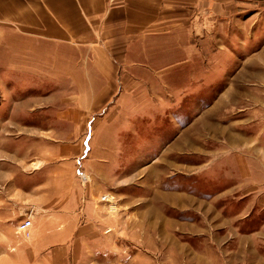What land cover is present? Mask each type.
Returning a JSON list of instances; mask_svg holds the SVG:
<instances>
[{"label":"rangeland","instance_id":"rangeland-1","mask_svg":"<svg viewBox=\"0 0 264 264\" xmlns=\"http://www.w3.org/2000/svg\"><path fill=\"white\" fill-rule=\"evenodd\" d=\"M240 25L216 23L207 39L180 40L181 61L167 60L175 72L159 77L150 103L136 102L130 117L117 112L123 102L80 100L79 76L93 73L75 66L80 54L52 55L46 86L31 66L0 68V264H38L33 228L29 238L18 232L45 200L31 192V161L47 162L52 146L72 140L88 160L111 123L121 132L117 180L93 201L117 227L102 240L106 252L96 247L81 264H264V35L249 23L245 36ZM117 83L110 90L124 89ZM87 172L77 173L82 190Z\"/></svg>","mask_w":264,"mask_h":264},{"label":"crops","instance_id":"crops-1","mask_svg":"<svg viewBox=\"0 0 264 264\" xmlns=\"http://www.w3.org/2000/svg\"><path fill=\"white\" fill-rule=\"evenodd\" d=\"M237 19L245 36L251 32L249 23L257 27V38L264 35V0H0V68L17 71L31 66L33 76L45 77L46 86L51 85L52 55L80 54L75 66L93 71L79 76L80 100L123 102L126 109L117 112L126 114L136 102L144 107V102L150 103L151 86L163 84L159 80L169 69L175 72L176 65H168L167 60L174 61L178 54L181 61L185 52L180 40L207 39L209 32L214 35L216 23L225 26ZM110 52L120 56L110 61ZM8 55H14L13 62ZM38 57L43 61L38 62ZM8 62L13 68H8ZM114 68L122 70L121 79L114 76ZM116 82L124 87L119 93L110 90ZM125 114L121 116H134L133 111ZM114 125L102 130L105 136L96 141L88 160L80 158L82 147L72 140L52 146V157L43 156L47 162L31 161L34 167L28 180L37 183L31 192L40 195L39 204L45 199L43 206L30 211L31 263L81 264L89 260L91 250L95 254L96 247V253L106 250L102 251V240L111 236L107 234L116 229L117 221L109 220L106 206L96 205L93 199L108 192L117 180L121 132ZM33 140L22 144L28 147ZM64 166L69 170L60 168ZM81 167L91 179L86 190L76 179Z\"/></svg>","mask_w":264,"mask_h":264},{"label":"built area","instance_id":"built-area-1","mask_svg":"<svg viewBox=\"0 0 264 264\" xmlns=\"http://www.w3.org/2000/svg\"><path fill=\"white\" fill-rule=\"evenodd\" d=\"M84 176L81 177L82 180ZM86 183V182H84ZM107 199H110L109 197L107 196H104L103 197V200H107ZM33 228V223L30 219H27L26 221H24L19 227H18V232L20 235H22L23 237L25 238H29L30 237V234H31V230Z\"/></svg>","mask_w":264,"mask_h":264}]
</instances>
